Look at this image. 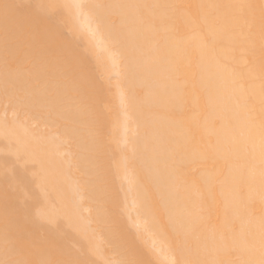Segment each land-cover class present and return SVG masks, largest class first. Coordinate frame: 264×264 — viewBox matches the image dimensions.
<instances>
[{"label": "bare ground", "instance_id": "obj_1", "mask_svg": "<svg viewBox=\"0 0 264 264\" xmlns=\"http://www.w3.org/2000/svg\"><path fill=\"white\" fill-rule=\"evenodd\" d=\"M259 2L0 0V261L262 264Z\"/></svg>", "mask_w": 264, "mask_h": 264}, {"label": "snow or ice", "instance_id": "obj_2", "mask_svg": "<svg viewBox=\"0 0 264 264\" xmlns=\"http://www.w3.org/2000/svg\"><path fill=\"white\" fill-rule=\"evenodd\" d=\"M11 5H4V9L7 12ZM174 8H199L203 9L205 7L216 9V10H236L234 14H229V12H224L219 16L218 22L221 27L229 28L241 41L247 42L249 48L252 49L250 60L248 58V53H242V63L245 65L254 62L255 51L254 45L251 44V37L254 33V29L259 26L260 31V67L261 74L264 77V0H260L258 4L255 3H237V4H212V5H172ZM261 157L262 163H264V133L261 136ZM261 244L264 247V231H262ZM0 264H32L30 261L24 260H7L0 261ZM38 264H56L54 261L45 260L40 261ZM69 264H74V262H69ZM127 264H134V262H127ZM184 264H199L196 261H185ZM264 264V261H262Z\"/></svg>", "mask_w": 264, "mask_h": 264}]
</instances>
